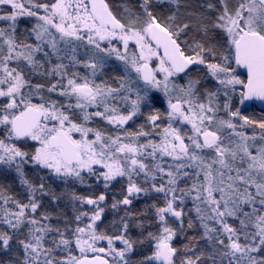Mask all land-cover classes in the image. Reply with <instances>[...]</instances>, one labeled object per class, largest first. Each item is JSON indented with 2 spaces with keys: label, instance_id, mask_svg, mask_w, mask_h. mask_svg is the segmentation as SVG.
Segmentation results:
<instances>
[{
  "label": "snow or ice",
  "instance_id": "snow-or-ice-1",
  "mask_svg": "<svg viewBox=\"0 0 264 264\" xmlns=\"http://www.w3.org/2000/svg\"><path fill=\"white\" fill-rule=\"evenodd\" d=\"M0 264H264V0H0Z\"/></svg>",
  "mask_w": 264,
  "mask_h": 264
}]
</instances>
